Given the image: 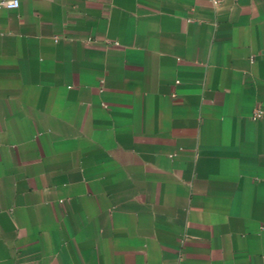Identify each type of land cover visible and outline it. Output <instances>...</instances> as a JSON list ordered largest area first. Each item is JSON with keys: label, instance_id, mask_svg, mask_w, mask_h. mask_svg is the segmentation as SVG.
Wrapping results in <instances>:
<instances>
[{"label": "crops", "instance_id": "1", "mask_svg": "<svg viewBox=\"0 0 264 264\" xmlns=\"http://www.w3.org/2000/svg\"><path fill=\"white\" fill-rule=\"evenodd\" d=\"M0 264H264V0L0 9Z\"/></svg>", "mask_w": 264, "mask_h": 264}, {"label": "built area", "instance_id": "2", "mask_svg": "<svg viewBox=\"0 0 264 264\" xmlns=\"http://www.w3.org/2000/svg\"><path fill=\"white\" fill-rule=\"evenodd\" d=\"M20 4V0H0V9H15L18 8ZM261 112L256 111L254 114V118L260 116Z\"/></svg>", "mask_w": 264, "mask_h": 264}]
</instances>
